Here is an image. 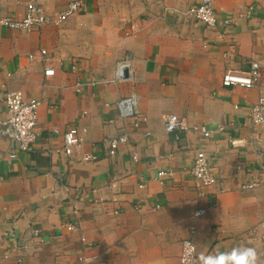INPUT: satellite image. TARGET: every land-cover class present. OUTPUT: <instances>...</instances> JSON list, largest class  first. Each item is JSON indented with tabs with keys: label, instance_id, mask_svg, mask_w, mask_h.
Here are the masks:
<instances>
[{
	"label": "crops",
	"instance_id": "0c3cea01",
	"mask_svg": "<svg viewBox=\"0 0 264 264\" xmlns=\"http://www.w3.org/2000/svg\"><path fill=\"white\" fill-rule=\"evenodd\" d=\"M26 1L0 0V16L22 17ZM70 1L39 3L50 14ZM197 1L83 0L60 25H0V118L8 90L42 99L33 151L7 158L11 145L0 135V264H78L82 253L90 264H179L190 227L200 264H264V124L248 116L264 96V0H214L230 20L214 27L189 13ZM250 3L253 18L239 17ZM40 47L53 75L28 57ZM252 61L257 86L222 85L226 72H246ZM130 93L138 114L121 118L111 105ZM171 113L211 136L167 132ZM70 126L83 145L67 155ZM122 133L127 141L111 155L102 141ZM200 150L216 182L197 187L189 169ZM88 153L97 159L83 160ZM160 170L172 174L158 178ZM251 181L259 185L241 188Z\"/></svg>",
	"mask_w": 264,
	"mask_h": 264
},
{
	"label": "built area",
	"instance_id": "2783aa9c",
	"mask_svg": "<svg viewBox=\"0 0 264 264\" xmlns=\"http://www.w3.org/2000/svg\"><path fill=\"white\" fill-rule=\"evenodd\" d=\"M83 5V0H71L62 10L47 13L39 0H27L25 3V10L23 16L20 18H13L10 16H0V25L10 29L26 30L31 27H41L47 24L60 25L71 15L77 14ZM258 9L253 3L246 5L245 9L237 15L245 19L253 18ZM189 13L198 21L206 26H216L218 24L227 25L230 20L227 18H220L214 6V0H198L191 5ZM260 24L264 27V13L260 17ZM48 52L45 48L40 47L37 54H29V58L38 57L43 65L47 59ZM125 63L120 64L116 70V77L118 80L126 78ZM71 68L75 70L76 65ZM43 74L45 76L53 75L54 69L44 65ZM259 64L255 61L250 63L249 69L246 72L228 71L222 76L221 83L223 86L239 85L245 88H253L259 82ZM91 86H95L94 79H90ZM85 84V80L79 78L75 82V90L80 93ZM137 95L130 93L129 95L119 98L112 103L114 109L118 112L121 118H133L138 114ZM42 102L41 98H26L21 90H8L4 97L3 103L6 108L7 116L0 118V135L8 138L11 149L6 152L7 158L13 159L16 157L17 151L30 152L33 151L34 143L37 138V113L38 107ZM110 106L109 104H105ZM249 120L252 125L264 124V96H259L249 109ZM164 127L167 132H174L176 136L192 130L199 134L202 138L211 136L212 130L204 124H194L188 126L184 118L177 114L171 113L164 118ZM223 127H217L221 130ZM127 136L122 133L118 136L106 138L102 141V145L108 148L111 155L115 154L117 148L126 143ZM83 145V138L80 131L75 126H70L63 133V147L62 151L70 155L74 150H78ZM2 157H0V160ZM97 155L88 153L83 156L85 161H95ZM239 167V166H238ZM190 175L197 187L209 186L216 182V178L212 172L209 158L203 150L196 153L193 162L190 166ZM170 171L160 170L157 173L158 178L165 175H171ZM2 177L0 175V183ZM259 185L258 181H251L241 186L242 189H252ZM158 207V205H156ZM205 212L200 209L195 212V215H201ZM67 230H72L74 224L67 223L65 225ZM195 233L194 227L189 229V237L182 239L181 250L178 256L179 264H200L196 256V244L192 239ZM80 240L84 245H87L85 237L80 236ZM20 259H18L19 261ZM91 259L84 255L78 256V264H90Z\"/></svg>",
	"mask_w": 264,
	"mask_h": 264
}]
</instances>
